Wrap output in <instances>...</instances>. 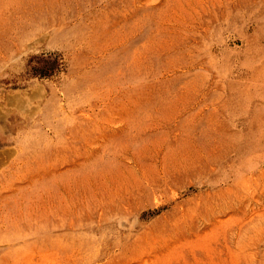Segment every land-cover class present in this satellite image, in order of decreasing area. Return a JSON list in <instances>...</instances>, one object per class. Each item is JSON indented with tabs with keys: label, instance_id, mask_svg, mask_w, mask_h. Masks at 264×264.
I'll return each instance as SVG.
<instances>
[{
	"label": "rangeland",
	"instance_id": "rangeland-1",
	"mask_svg": "<svg viewBox=\"0 0 264 264\" xmlns=\"http://www.w3.org/2000/svg\"><path fill=\"white\" fill-rule=\"evenodd\" d=\"M0 264H264V0H0Z\"/></svg>",
	"mask_w": 264,
	"mask_h": 264
},
{
	"label": "trees",
	"instance_id": "trees-1",
	"mask_svg": "<svg viewBox=\"0 0 264 264\" xmlns=\"http://www.w3.org/2000/svg\"><path fill=\"white\" fill-rule=\"evenodd\" d=\"M42 60H44L45 62H47L45 59H42ZM44 62V63H45ZM47 64V63H46ZM57 66H58V59L57 58H54L53 59V67H48L47 65H44V66H42L41 68H40V66H38V67H34L32 70H33V73L34 74H39V75H41V76H45V75H50L51 74V72H52V70L54 69V68H57Z\"/></svg>",
	"mask_w": 264,
	"mask_h": 264
}]
</instances>
